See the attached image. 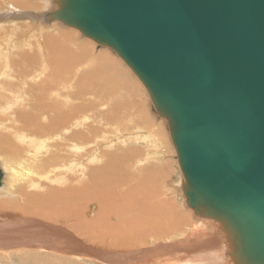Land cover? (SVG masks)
Segmentation results:
<instances>
[{"label": "bare ground", "instance_id": "obj_1", "mask_svg": "<svg viewBox=\"0 0 264 264\" xmlns=\"http://www.w3.org/2000/svg\"><path fill=\"white\" fill-rule=\"evenodd\" d=\"M6 1L20 13L15 18L7 17L14 28L18 17L36 20L41 25L45 14L53 8L52 0H41L42 5L35 0ZM19 5L40 10L32 8L31 12H25ZM3 12L9 15L6 14L9 11ZM49 38L46 44L50 52L46 50L45 55L50 54L47 61L51 67L55 66L54 70L50 66L43 69L45 66L35 62V55H26L24 59L25 54L20 53L27 61L22 66L24 62L9 57L10 51L17 49L15 46H11L14 50L6 49L7 53L0 50V72L4 76L0 79V100L6 103L20 100L12 113H7L9 108L0 103L4 113L0 116V130L9 131L6 135L0 131L5 138L0 143V169L4 173L0 191L9 194L0 202V254L29 253L23 255L24 264H80L81 259L96 264H151L170 253L177 255L172 260L166 257L169 264L172 261V264H227L226 247L210 222L196 218L195 225H209L205 228L192 225V229L173 242V239L159 241L169 237L170 230L178 232L188 222L174 207L170 208L169 202L160 201L151 193L152 188H159L160 177L149 170L134 172L135 184L126 190L123 186H127L130 178L125 170L127 166L133 168L140 150L137 147L123 153L118 150L119 156L95 149H101L99 141L107 125L121 122L123 112L128 115L133 105L141 109V105L133 103L137 93L128 86L126 75L107 53L96 55L83 40L77 49L69 50L71 43L75 44L73 33L64 32L59 40ZM35 63L42 66L39 69L44 70L43 76L40 78L36 73L34 77L39 79L30 88H23L24 78H30ZM80 64L86 68L76 76L74 69ZM150 118L141 114L134 124H138L137 128L151 129ZM132 133H125L121 142L126 143V137L138 136ZM15 194H21V198L15 199L12 196ZM90 200L101 206H92L94 215L82 210L84 204L90 208ZM88 242L96 244L95 247H89Z\"/></svg>", "mask_w": 264, "mask_h": 264}, {"label": "water", "instance_id": "obj_2", "mask_svg": "<svg viewBox=\"0 0 264 264\" xmlns=\"http://www.w3.org/2000/svg\"><path fill=\"white\" fill-rule=\"evenodd\" d=\"M52 3L47 23L109 48L143 84L185 203L213 224L227 264H264V0Z\"/></svg>", "mask_w": 264, "mask_h": 264}, {"label": "rangeland", "instance_id": "obj_3", "mask_svg": "<svg viewBox=\"0 0 264 264\" xmlns=\"http://www.w3.org/2000/svg\"><path fill=\"white\" fill-rule=\"evenodd\" d=\"M35 1H37L38 4H40V5L43 4V2L41 0H35ZM8 2L9 1H6V0H0V6H1L0 7V9H1L0 10L1 11L0 12V18H1L0 19L1 20V22H0V30L1 31L0 32L3 33V34L0 33V50H2L3 53L5 51L7 53L6 49L10 48L11 46H15L17 48V49L14 48L16 50V52L13 49V47H11V50H14V51H10L9 57L10 58L12 57V59H16V61L18 63H19V60H21L20 63L24 62V63H22V66H24L25 63L27 62L26 60H23V57L25 59L26 55H29L30 57H31V55L32 56L35 55L37 57V60L35 62L38 63V65L40 63L42 66H45V67H43V69H45V68L47 69V67H49V66L51 67L50 63L47 61V58L50 59V56H49L50 54H48V52H50V51L47 49L48 45L46 44L47 41H49V40H47V39L49 37H50L49 39L54 37L55 39L58 38V40H59V38H61L62 34L64 32H66V33H73L74 36H75V42H74L75 44L71 43V45L69 46V50L72 51V50L77 49L78 45L83 40L85 43H88L90 45L91 49L94 51V52L93 51L92 52L95 53L96 55H99L100 53H102V54H104V53L106 54L107 53L108 56L110 57L111 61H114L115 63L117 62L116 65L119 64V66L122 69L123 73L126 75L125 80L128 83V86L130 88H133L135 90V93H137V94H134L135 96L133 95L134 97H136V98L133 97L134 100L136 101V102H133V103H138L139 105H141V109H139V107H136V105L135 106L133 105L134 109L131 112H129L128 115H126L125 112H123L124 114L122 115L121 122H117L116 124H112V125H107L105 127L106 129L103 128L106 131L103 133V135H102L103 137H101L100 141H99L101 149H99V147H96L95 149H97L96 152H99L101 150L104 154H106V153L107 154H109V153L112 154L113 153V154H116V155H119V156H121L119 154V151H120V153H123L126 150L128 151L129 148H133V147L136 148L137 147V149L140 150V152H139L140 155H137L135 160H134L136 165H134L135 163L132 164L133 168H132V166H130V167L127 166V169L125 170V172H129L128 176L130 178V182L127 183V186H123L124 188L126 187V190H128V188L131 185L135 184L136 179L134 178L135 180L133 181V176L135 174L134 172L141 171L142 169L143 170H149V171L153 172L152 174L155 173L154 176H156L157 178L160 177L159 178V182H158V187L159 188H156V189L152 188V190H151L152 192L151 193L156 195L160 201L169 202V204L172 206L170 208L174 207L176 213L178 215H180L185 220V223L187 221L188 222L180 227L181 229L178 231L179 233L174 231V230L173 231L175 233H173V231L170 230L168 233L172 232V234L171 235L169 234V237L160 238L159 241H161V240H163V241L165 240L166 241L167 239H173L172 240V242H173V241H176L179 238L183 237L182 234H184V232L186 233L188 231V229H192V228H190V227H192V225L197 226V227H203V228H205V225H209V223L208 224L205 223L203 225H195L196 217L194 216L193 211L187 207V205L185 203V199H184L183 194L181 192V187H180L179 182L181 183V180H182L181 176L182 175H181V172H180V169H179V165H178V162H177V159H176L175 150H174V147H173V145L171 143V139H170L167 127H166V123H165L164 120L158 119L157 116L154 113H152L151 100L149 98V95H148L145 87L140 82V80L136 77V75L131 71V69L124 63V61L121 58H119L115 53H113L109 48L98 46L94 41L83 37L82 34L78 30L73 29V28H69V27H65L59 22L51 23L52 24L51 25L50 23H47L43 19V21H42V23L40 25V23H38L36 20H32V19H29L27 17H25V18L18 17L19 19L15 20V22H16L15 24H17V26L15 25V28H14L13 27L14 23H9V20H11V19L8 20V18H15V17H17V14H20V13H17L19 10H15L14 8H12V5L8 4ZM23 6L19 5V7H22L21 10H25V12H31L33 9L36 10V11L40 10V8L37 7L38 9H36V8H34V6L33 7L27 6L26 8H25V6L24 7ZM5 10L9 11V12H6V14L9 13V15L5 16V15L2 14V12L5 11ZM10 11H12V12L14 11V13H12ZM49 11H51V9L48 10V12ZM33 13H36V12L34 11ZM2 24H3V26H2ZM44 25H46V26H44ZM4 26H5V28H4ZM9 27H11V28H9ZM56 29H58V30H56ZM11 30H12V32H11ZM14 34H16L15 37H14ZM57 35L59 37H57ZM40 37H42V38H40ZM6 38H7V40H6ZM76 39H77L78 42L76 41ZM20 40H21L22 43H20ZM19 44H21V45H19ZM46 50L48 52L45 55V51ZM20 53H23V55L24 54L25 55L24 56L22 55L23 57H21ZM39 55H40V58L38 59ZM96 55L92 54V57L94 58V57H96ZM3 56H5V55H3ZM3 56H2V59L4 58ZM0 57H1V55H0ZM9 57H7L6 59H8ZM17 57H21V58H17ZM38 60H40V61H38ZM43 60L45 62L47 61L48 64L44 63ZM87 60L91 61L92 58L91 59H87ZM36 63L34 64L36 67L33 65L32 69H30V70H33L32 71L33 73H31L32 75L31 76L29 75L30 78L28 76L26 78H24L25 81H23L24 82V85H23L24 87L23 88H26V87L30 88V84L35 83L37 81V79H39L37 77H34L36 75V73H38L37 75L40 74V78L43 76V75L41 76V74H42V72L44 70L41 69V71H42L41 72L40 69H39V68H42V66L40 65L38 67V65ZM29 64L30 63H27V66ZM82 64L79 65L80 67L77 66L78 69H77V67H76V69H74L76 76L79 75L80 73H82V71L86 68V66H84ZM50 69L54 70L55 66L51 67ZM2 77H4V76L1 75V72H0V79ZM5 91L7 92L8 90H5ZM0 101H2V102H0L2 105L5 104L6 107L9 108V109L6 108L7 109V113H10V112L12 113L14 108L17 109L16 105L18 104V102L20 100L19 99H15L13 102H10V103L3 102V100H0ZM1 104H0V106H1ZM144 113H146V115H148L149 118L151 117L150 119L153 122V124L151 125V129H149V128L146 129L144 126H140V127L137 128L138 124L135 125L136 124V118L140 117V115L144 114ZM3 115H4V113L0 109V116H3ZM124 115L127 116L126 120H125V116ZM129 118H131V119L129 120ZM8 123L6 122L5 124H8ZM137 123H139V122L137 121ZM134 125H135V127L137 129L135 127H133ZM0 126H1V123H0ZM17 126L20 128L21 124L19 123V125H17ZM15 127H16V124H15ZM16 130H18V129H16ZM13 131H15V129H13ZM129 132H131V133L133 132L132 134H138V136H135V137H132V138L126 137L127 138L126 139L127 142L126 143L125 142H121V140L124 139L123 135L125 136V133H129ZM6 133H9V131L8 132L7 131L6 132L1 131V135H6ZM28 135H31V134L28 133ZM104 137L107 140H102L101 141V139L104 138ZM120 137H122V139L119 140L118 138H120ZM136 137L140 138L139 141L135 140ZM4 139H5L4 137L0 136V143L3 142ZM155 140H158L159 142H157V141L155 142ZM109 141H111V143L108 145ZM104 143H106L107 146H104L103 145ZM14 144H16V142ZM115 144H116V146H115ZM16 146H18V145H15L14 147H16ZM92 146L95 147V145H92ZM111 146H112V148H111ZM159 146H161V147H159ZM151 177H153V175ZM152 179L153 178H151V180ZM151 183H152V181H151ZM123 187H122V189H124ZM28 190H31V189L29 188ZM8 196H9V194H7V191H4V190L0 191V202L2 200H5ZM12 196L15 197V199H17V200H19L21 198V194H15V195H12ZM95 199H97V198H95ZM95 204L99 205V207L101 208L100 204L97 201L90 200V202H88V205L89 206L91 205L90 208H89L91 210H89L88 206L86 204H84V205H82L83 212L86 213V211L88 210V211L92 212L91 215H94V213H93L94 210L92 209V206H95ZM95 210H96V208H95ZM99 211H100V209L98 210V214H99ZM89 221H91V220H89ZM196 242L197 241H194V243H196ZM89 244L88 245L91 248H94L95 245H96V244H91V243H89ZM39 253L40 254H44V255L47 254V252H45V251H40ZM224 254H225V252H224ZM23 255H29V253H19L18 254V253H10V252H8V253H5V254H0V264H24L23 263L24 262L23 261V259H24ZM173 255H175V254L170 253L166 257L167 258L169 257L172 260ZM166 257H164V259L162 258V261H156V262L153 261L151 264H169V263H166ZM159 259L161 260V258H159ZM79 262H80V264H96V263H93V262H91L90 260H87V259H81V260H79ZM63 263L64 262H62V263L56 262L54 264H63ZM172 263H173V261L171 262V264ZM67 264H71V263H67Z\"/></svg>", "mask_w": 264, "mask_h": 264}]
</instances>
